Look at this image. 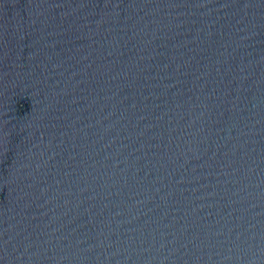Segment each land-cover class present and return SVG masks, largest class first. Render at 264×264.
Returning a JSON list of instances; mask_svg holds the SVG:
<instances>
[{
  "label": "water",
  "instance_id": "obj_1",
  "mask_svg": "<svg viewBox=\"0 0 264 264\" xmlns=\"http://www.w3.org/2000/svg\"><path fill=\"white\" fill-rule=\"evenodd\" d=\"M0 264H264V0H0Z\"/></svg>",
  "mask_w": 264,
  "mask_h": 264
}]
</instances>
